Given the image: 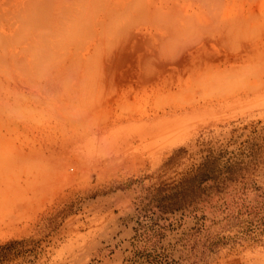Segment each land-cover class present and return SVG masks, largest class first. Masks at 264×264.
I'll return each mask as SVG.
<instances>
[{"label":"rangeland","instance_id":"obj_1","mask_svg":"<svg viewBox=\"0 0 264 264\" xmlns=\"http://www.w3.org/2000/svg\"><path fill=\"white\" fill-rule=\"evenodd\" d=\"M99 1L73 62L0 61V264H264V31Z\"/></svg>","mask_w":264,"mask_h":264},{"label":"bare ground","instance_id":"obj_2","mask_svg":"<svg viewBox=\"0 0 264 264\" xmlns=\"http://www.w3.org/2000/svg\"><path fill=\"white\" fill-rule=\"evenodd\" d=\"M188 1V5H191V2L194 5L197 3L199 6L196 5L201 8L202 14L200 12L199 15L198 12L200 10L198 11L197 9V13L195 12L193 15L188 13L186 15L188 17L185 16L184 20V24L189 27V30L192 28L189 34H194L201 29V32L199 31V34H201H196L197 37L200 36L201 40L197 38L200 42L202 40L204 42L201 37L208 40L212 38V40H209L210 42H214L216 39L220 40L219 42L223 41L226 43L253 39V41L249 42L250 47V43L255 42V39L259 38L261 32L264 31V0ZM98 2L102 3L99 0H0V61L10 66L15 64L33 66L37 64L38 71H43L50 66L46 62L50 59L47 54L58 53L56 52L57 48L64 43L61 53H59L61 56L58 61L67 62L69 60L73 62L79 55H77L78 52L74 46L70 44L72 40H76L77 30L87 25V23L89 24V21L92 20V11L94 7L98 6ZM191 6L193 7V5ZM192 7L191 10L193 9ZM193 11L194 9L190 13H193ZM168 12L174 21L179 11H176L174 6H171ZM170 26H172L171 31L174 32L173 24ZM162 38L164 36L160 37V40ZM208 40L205 42V46L201 43L205 50L211 44ZM65 42H68V44H65ZM223 42L221 43L223 44ZM207 43H209L208 46H206ZM221 43L219 45H222ZM244 43L243 47H246L248 44L247 42ZM261 43L263 44L264 42ZM255 47H251L253 48L251 50L249 49V51H253L248 55L264 59V46L263 49H260L259 45V48L254 51ZM239 52L241 53V50L237 53ZM192 53L193 51H191ZM228 54H231V52ZM234 54L237 55L236 53ZM63 64L65 65L66 63ZM61 65L62 63L60 62V64L52 66L59 68Z\"/></svg>","mask_w":264,"mask_h":264}]
</instances>
